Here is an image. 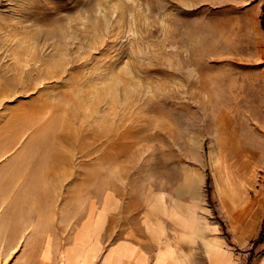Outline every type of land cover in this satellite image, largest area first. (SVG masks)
I'll list each match as a JSON object with an SVG mask.
<instances>
[{"label":"rangeland","instance_id":"rangeland-1","mask_svg":"<svg viewBox=\"0 0 264 264\" xmlns=\"http://www.w3.org/2000/svg\"><path fill=\"white\" fill-rule=\"evenodd\" d=\"M251 16L241 0H0V264H63L75 239L165 211L229 237L230 213L264 210ZM258 237L234 245L243 264H264Z\"/></svg>","mask_w":264,"mask_h":264},{"label":"crops","instance_id":"crops-1","mask_svg":"<svg viewBox=\"0 0 264 264\" xmlns=\"http://www.w3.org/2000/svg\"><path fill=\"white\" fill-rule=\"evenodd\" d=\"M253 19L259 21L264 40V0H241ZM256 207H258L256 209ZM232 211V210H231ZM236 223L229 214V237L219 234L214 224L187 221L179 213L165 211L160 217L146 215L136 231L115 228L114 238L75 239L64 251L63 264H243L234 245L245 247L259 236L257 222L264 216L259 202L238 211ZM252 212V213H251ZM255 216L251 228L249 216ZM233 220V221H232ZM264 223V222H263ZM260 228V229H259ZM119 230V231H118ZM259 259L264 261V242ZM259 264H263L262 262Z\"/></svg>","mask_w":264,"mask_h":264},{"label":"trees","instance_id":"trees-1","mask_svg":"<svg viewBox=\"0 0 264 264\" xmlns=\"http://www.w3.org/2000/svg\"><path fill=\"white\" fill-rule=\"evenodd\" d=\"M264 242V223H263V226H262V231L258 237V239L256 240L255 242V245H259V244H262ZM251 261V260H250ZM250 261L248 264H250Z\"/></svg>","mask_w":264,"mask_h":264},{"label":"bare ground","instance_id":"bare-ground-1","mask_svg":"<svg viewBox=\"0 0 264 264\" xmlns=\"http://www.w3.org/2000/svg\"><path fill=\"white\" fill-rule=\"evenodd\" d=\"M18 230V229H17Z\"/></svg>","mask_w":264,"mask_h":264}]
</instances>
